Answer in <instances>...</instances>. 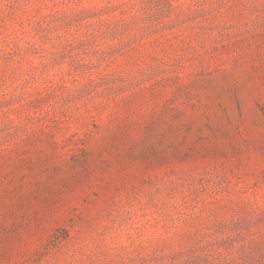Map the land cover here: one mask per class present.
Instances as JSON below:
<instances>
[{"label": "rangeland", "instance_id": "rangeland-1", "mask_svg": "<svg viewBox=\"0 0 264 264\" xmlns=\"http://www.w3.org/2000/svg\"><path fill=\"white\" fill-rule=\"evenodd\" d=\"M0 264H264V0H0Z\"/></svg>", "mask_w": 264, "mask_h": 264}]
</instances>
